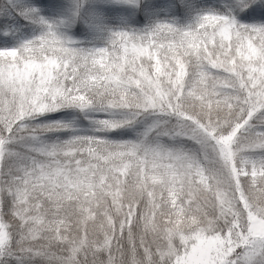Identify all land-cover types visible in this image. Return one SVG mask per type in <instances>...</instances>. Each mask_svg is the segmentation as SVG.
I'll return each mask as SVG.
<instances>
[{
    "label": "snow or ice",
    "instance_id": "snow-or-ice-1",
    "mask_svg": "<svg viewBox=\"0 0 264 264\" xmlns=\"http://www.w3.org/2000/svg\"><path fill=\"white\" fill-rule=\"evenodd\" d=\"M0 264H264V0H0Z\"/></svg>",
    "mask_w": 264,
    "mask_h": 264
}]
</instances>
